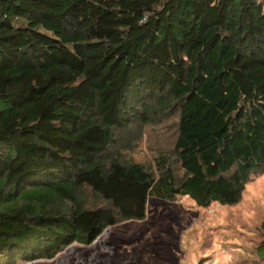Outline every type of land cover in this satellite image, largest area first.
Returning <instances> with one entry per match:
<instances>
[{
    "label": "trees",
    "instance_id": "16d2710c",
    "mask_svg": "<svg viewBox=\"0 0 264 264\" xmlns=\"http://www.w3.org/2000/svg\"><path fill=\"white\" fill-rule=\"evenodd\" d=\"M256 173L264 0H0V264L89 245L150 197L235 205Z\"/></svg>",
    "mask_w": 264,
    "mask_h": 264
},
{
    "label": "rangeland",
    "instance_id": "374dc122",
    "mask_svg": "<svg viewBox=\"0 0 264 264\" xmlns=\"http://www.w3.org/2000/svg\"><path fill=\"white\" fill-rule=\"evenodd\" d=\"M134 156H151L145 142ZM263 220L264 173H256L235 205L150 197L144 219L108 227L91 244L73 243L53 259L17 264H262L256 248Z\"/></svg>",
    "mask_w": 264,
    "mask_h": 264
}]
</instances>
